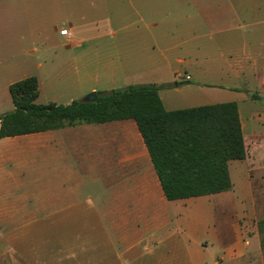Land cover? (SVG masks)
Segmentation results:
<instances>
[{
  "label": "crops",
  "instance_id": "1",
  "mask_svg": "<svg viewBox=\"0 0 264 264\" xmlns=\"http://www.w3.org/2000/svg\"><path fill=\"white\" fill-rule=\"evenodd\" d=\"M79 28L93 43L81 55ZM186 31L198 41L197 57L186 59ZM177 33L181 43L169 39ZM15 42L39 44L28 53L60 67L37 64L36 103L49 76L89 81L55 94L49 103L57 105L125 88L127 76H179L182 68L223 76L227 85L174 82L172 91L186 108L235 102L246 157L228 163L230 191L168 201L133 120L23 135L16 145L2 138L3 216L79 220L71 233L89 238L76 264H264V0H0V58L11 57ZM160 43L182 44L185 57L156 52ZM149 84L160 87L165 110H178L166 107L161 83Z\"/></svg>",
  "mask_w": 264,
  "mask_h": 264
},
{
  "label": "trees",
  "instance_id": "2",
  "mask_svg": "<svg viewBox=\"0 0 264 264\" xmlns=\"http://www.w3.org/2000/svg\"><path fill=\"white\" fill-rule=\"evenodd\" d=\"M155 84L96 92L91 103L38 104L34 76L12 83L13 109L0 116V139L66 126L133 120L168 201L232 189L230 161L246 157L235 102L167 111ZM264 234V219L258 222ZM263 242H261L262 245Z\"/></svg>",
  "mask_w": 264,
  "mask_h": 264
},
{
  "label": "rangeland",
  "instance_id": "3",
  "mask_svg": "<svg viewBox=\"0 0 264 264\" xmlns=\"http://www.w3.org/2000/svg\"><path fill=\"white\" fill-rule=\"evenodd\" d=\"M67 29V28H65ZM103 29V28H102ZM137 28H130L134 30ZM192 34L186 31V59L188 57H194L198 55V41L192 39ZM86 30L85 28H79L76 36V44L79 46L78 54L86 52L87 47L93 45V43L86 42ZM169 39H173L178 43L183 40L182 33L171 35ZM3 44L0 43V49ZM36 43H18L15 42L11 46V57L0 58V111L3 114L9 112L12 108L11 97L8 90V83L16 82L20 79H24L30 76H36L39 73L37 68L38 63L44 64V67H48L50 63L56 67L55 59L37 58L36 56L28 53L29 50L37 47ZM56 45L58 43L56 42ZM82 46V48L80 47ZM156 52L161 53L165 51L170 55L184 56V46L176 44H159V48L155 49ZM194 55V56H193ZM191 60H193L191 58ZM197 60V59H196ZM81 61V60H80ZM176 67V65H174ZM14 70V73L9 74ZM198 70V68H194ZM192 69H181L179 76H174L167 70L164 74L156 77L151 76H127L120 79L121 87H124L123 82L126 81L127 85H140L149 84L153 82L161 83L162 97L167 108L185 109L187 103L181 101L183 94H176L172 91L173 84L176 82L178 87H185L188 85L196 84L198 82H204L207 84L215 85L224 83L223 76L214 75H201L195 73ZM191 77L190 81H186L185 77ZM50 78V86L44 85L41 87L40 97L37 101L38 104H48L55 94H61L68 86L87 85L89 83L86 76L82 75H56ZM52 78V80H51ZM90 94V93H88ZM87 94V95H88ZM86 95V96H87ZM165 95L173 99L175 103H168ZM173 104V105H170ZM27 136H20L16 138H9V144H18L19 140L26 138ZM1 144V143H0ZM264 184V183H263ZM264 193V187L261 188ZM259 210H261L260 219H264V203L258 204ZM4 213L0 212V264H76L78 259L76 257L79 244L85 242L89 236L72 234V231H76L79 227V220H40L38 218H8L3 216ZM262 243V254L264 263V234L259 235ZM72 254L75 257H72Z\"/></svg>",
  "mask_w": 264,
  "mask_h": 264
},
{
  "label": "water",
  "instance_id": "4",
  "mask_svg": "<svg viewBox=\"0 0 264 264\" xmlns=\"http://www.w3.org/2000/svg\"><path fill=\"white\" fill-rule=\"evenodd\" d=\"M95 100H96V93L92 92V93L88 94L81 102L91 103V102H94Z\"/></svg>",
  "mask_w": 264,
  "mask_h": 264
},
{
  "label": "built area",
  "instance_id": "5",
  "mask_svg": "<svg viewBox=\"0 0 264 264\" xmlns=\"http://www.w3.org/2000/svg\"><path fill=\"white\" fill-rule=\"evenodd\" d=\"M59 34H60V36H62V37H67V36H69V33H68V31H67L66 29L61 30ZM185 80H186V81H189V80H190V77H189V76H186V77H185Z\"/></svg>",
  "mask_w": 264,
  "mask_h": 264
}]
</instances>
